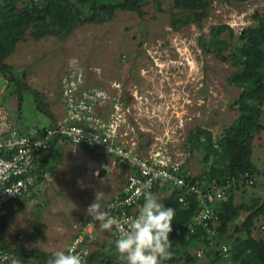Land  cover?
Wrapping results in <instances>:
<instances>
[{
	"label": "rangeland",
	"instance_id": "rangeland-1",
	"mask_svg": "<svg viewBox=\"0 0 264 264\" xmlns=\"http://www.w3.org/2000/svg\"><path fill=\"white\" fill-rule=\"evenodd\" d=\"M172 5L173 0H161L157 9L154 0H146L140 8L142 14L128 5L115 10L109 21L82 24L61 39L45 36L35 42L28 38L7 58L15 80L7 81L0 91V105L8 108L10 120L18 126L51 127L63 115L59 79L67 66L74 65L86 73L89 83H121L135 94L132 104L139 128L145 134L171 139L172 153L195 175L200 166L196 156L183 147L186 135L202 128L209 132L206 139L214 142L238 116L233 103L242 92L227 82L235 70L229 51L221 56L204 53L199 39L208 42L211 29L221 27L217 40L236 45L240 32L256 23L254 14L264 17V0H213L200 28L192 20L177 30L170 25ZM95 67L100 69L99 76ZM260 107L263 130L254 139L251 156L259 179L252 188L232 191L233 204L249 205L255 197L264 199V101ZM141 134L139 130V141ZM55 150L61 158L47 161L41 179L20 199L23 209L13 205L0 221L4 250L19 261L25 253L29 262L37 263L42 259L40 253L52 257L57 250L65 251L82 230L81 222L92 219L87 208L96 192L107 195L106 204L119 195L125 182L115 160L96 149L80 147L73 152L66 143H58ZM9 207L7 204L5 209ZM108 240L105 235L95 237L90 253L98 251L125 264L115 241ZM170 260L171 264H184V259ZM206 263L205 258L195 259L194 264Z\"/></svg>",
	"mask_w": 264,
	"mask_h": 264
},
{
	"label": "trees",
	"instance_id": "trees-1",
	"mask_svg": "<svg viewBox=\"0 0 264 264\" xmlns=\"http://www.w3.org/2000/svg\"><path fill=\"white\" fill-rule=\"evenodd\" d=\"M146 0H19L0 4V77L7 81H14L13 67L7 62L20 43L31 38L38 42L45 36L63 38L75 28L85 23H104L111 19L112 13L118 9H125L128 5L134 7L139 14L140 8ZM213 0H173L171 7V27L175 30L192 20L201 21L207 17L209 5ZM225 2H240L248 0H219ZM21 3V7L18 4ZM161 0H154L157 9H160ZM256 23L243 29L237 44L232 46L226 40H217L221 27L211 29V40L205 42L200 37L199 46L204 53H214L221 56L229 51L228 58L234 71L227 78L231 86L242 89L233 105L238 110V116L224 128L221 135L214 141H209L207 130L195 128L186 135L183 147L196 156L200 166L198 173L191 174L186 165L182 166L185 180L196 186L205 188L211 184L223 183L231 179H239L244 173L257 174L258 168L251 161L253 143L263 126L261 116L263 111L260 104L264 101V17L257 13L253 16ZM233 34L232 30H229ZM36 93V92H35ZM36 95H38L36 93ZM18 101L17 109L20 107ZM56 156V159L54 158ZM61 158L60 152L53 145L40 158L41 168L47 169L46 164ZM116 163L118 159L115 160ZM39 173V171H38ZM39 173V180L42 177ZM255 184L252 186L254 187ZM239 187H246L242 183ZM247 187V188H252ZM233 190V191H234ZM163 197L160 201L166 207L175 209L173 231L170 233L172 258L174 261L184 259V264H194L196 252L202 249L207 260L206 264H221L222 259L215 249L207 247L202 242L203 228L196 227L193 233L188 225L197 213V203L190 199L188 206H183L177 200L179 192L164 188L160 191ZM11 211L13 205L17 210L23 209V203L15 200L9 203ZM243 220L240 222V218ZM218 226L216 232L228 246L230 259L236 264H264V238L254 236L256 221L264 216V199L255 197L251 204H233L230 200L219 205ZM4 215L0 218L3 219ZM211 225V224H209ZM0 223V232H1ZM0 248L4 243L0 241ZM40 253V252H39ZM28 253L22 255L21 264H46L50 255L40 253L42 259L35 262L28 261ZM36 256V254H33ZM119 264L107 258L103 253L93 251L88 256L87 264ZM171 264V260L164 261Z\"/></svg>",
	"mask_w": 264,
	"mask_h": 264
},
{
	"label": "built area",
	"instance_id": "built-area-1",
	"mask_svg": "<svg viewBox=\"0 0 264 264\" xmlns=\"http://www.w3.org/2000/svg\"><path fill=\"white\" fill-rule=\"evenodd\" d=\"M12 1L0 0V4ZM93 71L97 76L101 73L96 67ZM59 93L63 115L45 129L30 127L26 131L20 130L10 120L8 108L0 105V218L5 214L7 204L23 198L39 181V173L45 172L41 168L40 158L50 146L66 143L73 152L80 147L96 149L105 156L118 159L117 166L119 162L129 165L124 173L125 182L121 192L106 203L114 206L110 210L113 215L131 218L138 214L144 202L145 182L151 181V191L160 197H163L160 191L164 188L178 191L177 200L183 206H188L192 198L197 203V213L188 225L189 232L193 233L196 227L201 226L202 242L218 252L221 264H236L230 259L229 246L216 232L217 211L222 202L230 200L236 186L243 183L246 187H252L259 179L258 174L246 172L239 179L205 188L191 184L183 176V162L171 151L172 140L145 134L139 128L132 104L136 96L126 86L116 82L105 86L89 83L83 70L69 65L59 79ZM139 130L142 137H151L150 143L142 149L139 148ZM93 176L98 180L99 172H93ZM263 219L264 216H259L256 221L254 233L259 238H264ZM99 226V222L92 218L84 224L65 251L74 248L88 263L90 244L95 240ZM107 231L116 241L118 230L113 227ZM196 259H205L201 248L196 252ZM0 264L21 263L0 248Z\"/></svg>",
	"mask_w": 264,
	"mask_h": 264
},
{
	"label": "clouds",
	"instance_id": "clouds-1",
	"mask_svg": "<svg viewBox=\"0 0 264 264\" xmlns=\"http://www.w3.org/2000/svg\"><path fill=\"white\" fill-rule=\"evenodd\" d=\"M106 196L104 192L97 191L87 214L99 222L102 230L113 227L118 230L115 248L125 264H164L172 258L169 236L173 231L175 209L166 207L151 191V181L143 185L144 202L134 217L113 215L110 210L114 206L105 204ZM46 264H87V261L74 248H69L67 251L57 250Z\"/></svg>",
	"mask_w": 264,
	"mask_h": 264
},
{
	"label": "water",
	"instance_id": "water-1",
	"mask_svg": "<svg viewBox=\"0 0 264 264\" xmlns=\"http://www.w3.org/2000/svg\"><path fill=\"white\" fill-rule=\"evenodd\" d=\"M7 83V79L6 78H2L0 77V91L2 90L3 86ZM128 100V98L126 99V101ZM151 137L149 135H144L139 143V148L142 149L144 147H146L149 143H150ZM118 167L121 170V176L124 175V173L129 169V165L126 164L125 162H119L118 163Z\"/></svg>",
	"mask_w": 264,
	"mask_h": 264
},
{
	"label": "crops",
	"instance_id": "crops-1",
	"mask_svg": "<svg viewBox=\"0 0 264 264\" xmlns=\"http://www.w3.org/2000/svg\"><path fill=\"white\" fill-rule=\"evenodd\" d=\"M5 85H6V84H5ZM5 85L3 86V88L5 87ZM3 88H2V90H3ZM2 90H1V91H2ZM13 123H14V122H13ZM15 124H16V122L14 123V125H15ZM16 125H17V124H16ZM16 125H15V126H16ZM19 125H20V124H19ZM17 127H18L20 130H22V131H26L28 128H30V127H24V128H23V125H22V126H18V125H17ZM235 190H236V189H235ZM235 190H234V191H235ZM234 191H233V192H234ZM90 221H91L90 218H89V219H84L81 223L84 225V224H86V223H88V222H90ZM102 235H105L106 238H108L109 240H111V238H110V234H109V232H108L107 230H104V231H103V230L100 229V227H97V229H96V235H95V236H96V237H97V236L100 237V236H102ZM109 240H108V241H109Z\"/></svg>",
	"mask_w": 264,
	"mask_h": 264
}]
</instances>
